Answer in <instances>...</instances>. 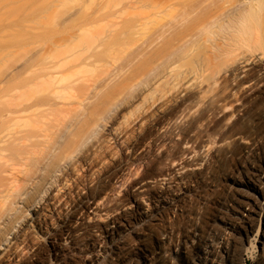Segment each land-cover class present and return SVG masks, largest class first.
Wrapping results in <instances>:
<instances>
[{
    "label": "bare ground",
    "instance_id": "6f19581e",
    "mask_svg": "<svg viewBox=\"0 0 264 264\" xmlns=\"http://www.w3.org/2000/svg\"><path fill=\"white\" fill-rule=\"evenodd\" d=\"M72 1L74 3V0ZM80 1H83L84 5L83 2L80 3L79 5L76 4L77 5L76 8L77 10L81 8V10L84 11L83 9L84 7H82V5L83 6H85V4L89 5L88 1L90 0L86 1L87 3L84 0H80ZM123 1L124 0H102L101 2H99L98 0L97 3H99V6H97L96 4L90 1V4L93 3L99 8L94 12H92V9H90L91 11L88 10L91 13H89L88 11H87L88 13H86V11L82 12L80 11V9L79 11L73 10L74 11L73 13L71 11L69 12L68 10L66 12H63L62 13L63 15L57 12L58 13L57 15H60L61 17L57 16L59 21L57 19L56 21L60 22L62 26L65 24L64 27H61V24L58 22H57L58 23L57 26L56 23L54 22L55 23L54 26L56 27L50 28V26L53 25L54 23L51 25L49 23L46 26L44 25L47 28L45 27L39 28L40 26L39 27L37 26L36 28L33 27L31 29L28 28L29 30L26 29L24 32H21L22 38L21 37L20 39L19 37L17 38L19 41H16L17 44H15V59L13 61L14 67L12 69V73H10V75L8 74L4 75L2 76V78H0V230H1L0 250L4 246L6 247L2 249L3 252H0V264H8V263L18 264L15 263V261L17 260L19 261L21 260L20 264L33 263L30 260L32 259L31 257L33 255L31 254V256L28 257V253H26L27 249L32 248L30 247L31 241L27 236L25 237V235L23 236V234L20 235L21 234L20 232H18V234H15L13 238H10L11 234H13L14 232V229L22 220L25 219V217H27L29 211L32 210L31 208H33L34 206H36V204H39L40 202L42 203V201L45 200V197L48 196L45 202L43 201L44 202L43 204L46 205V203L49 201L50 198L49 195L52 192L54 193V191L55 193L56 192L57 193L56 194L54 193V195L51 196L52 198L50 200L54 199V201H52L54 202L52 203L54 205V209L60 204L58 207L59 210L61 211L60 208H62V205L64 207V204L67 202V199H65L66 196L68 194L70 195L69 190H68L69 193L66 191V193H68L67 195H64L62 191L66 188L70 189L71 187L74 186V184H76V186L79 188L80 187L79 185H81V183H83L84 181L83 172L85 171V168L87 167L88 169H90V167L93 166L95 162L96 163L101 162L100 158L103 159L105 158L104 156L108 154L110 156L112 153L113 156H116L115 159L113 157L114 160H116L117 156L120 159L121 154L119 157V153H121V151L123 152L125 149H126L125 151L129 150V152H131L132 151L131 149L133 147L139 146L141 148H144L142 147V145L143 144L145 145V143H147L148 140L150 141L153 140L152 143L154 141L157 143L159 139L171 138L173 135H175L174 134L175 132H177V136L175 135L177 139H175L176 137L174 136L175 137V138L173 137L174 141L177 140L180 146L183 143H185L186 145L190 144V142H187L188 139L185 134V132L188 129L184 130L185 131L184 132L183 127L186 128L187 126L186 121L189 119V117L193 116L192 115L193 113L194 114L196 113L195 111H197V114H198V110H200V113L202 112L200 108H202L201 106L206 100L205 95L202 96L201 94H199L200 96L198 95L199 97L197 98H196L197 95H195L194 96L195 101L192 98L193 102L192 101L189 102L190 104L187 103L185 107L183 104H185L186 102L182 103L181 105H178L179 103L177 100L180 97L177 96L178 99L176 100L174 99L173 96V99L176 101V103H178L177 104L178 106L172 108V110L170 108L171 112L169 114L167 112V115H165L166 113L163 112L164 116L161 118L156 117V119H154L156 114L152 113L153 115L150 114L151 116L144 119L143 115L147 114L146 113L148 112L147 110H151L149 109L150 107L146 108V105L144 107L147 110L143 111L142 108L140 110L145 113L143 112L142 113L139 112L140 114L135 113L136 114L135 116L137 117H135L136 120L132 118V120H134L132 123L129 122V120L131 116L133 117V115L131 116L129 115L131 114L132 110L133 111L136 110V107L138 109V105H135L134 107L135 110L132 109L134 103L140 100L139 101L140 103L138 102L137 104H139L140 106V104L142 103L143 105L146 100L145 97L148 95L151 96L152 95L151 93L154 92L157 96L161 92L160 95L158 96L159 101H161V103L163 100L166 101L167 99L170 102L173 101V99L172 101L169 100L170 99L169 95L172 92L168 95V98H166L167 94L166 95L162 94L161 89H159L160 92H158V94L154 89L163 80V78H164L163 82L165 81V77L168 75L167 71L169 70L171 71V68L173 67L174 64L180 63L179 61L184 55L183 51H187L185 55L192 53L189 50H192L190 47L194 48V46L192 45L193 39L192 37L189 36L191 34H192L191 36L195 35V34L193 35V32L195 33V31L192 29L194 28V26L192 27V25H194L193 24L194 21H198V18L201 16V13L203 14L200 18L204 16L203 18L208 19L209 11L213 12L215 8H216V12L220 10L218 14L216 13L217 15H215V11L214 14L211 12V14L214 16L211 17V19L209 20L212 21L206 19L201 20L199 18L201 20L199 21L201 28L204 25L206 29H208L209 27V29L212 30V31L207 30V32L209 33L208 35V33L204 31L206 30L204 27L202 28L204 30H202L199 28V26H197V32L199 31L198 29H200L201 31L199 32L200 35L198 34L199 38L201 36V33L203 36H206V33L207 36H211L210 33L213 34L214 32L213 34L214 36L216 33L215 30L216 28L219 29L218 31L222 32L221 35H223L224 33L226 38L227 37L230 38L232 36L235 37V35H240L242 33H245L247 28L246 24L248 25V22L250 21L253 22L254 20L256 21L258 20V22L262 21L261 23L264 22V12L263 14L260 13L262 15L259 16L258 14L256 15L254 13L257 7H261L264 5V0H244L240 4L238 3L237 4L238 6L237 5L234 6L235 4L231 5L233 7L229 9L227 8V6L225 7L226 5L225 3L224 6L223 3H221V1L223 2L224 0L221 1L218 0H143L142 1L140 0V2L138 1L136 3L134 2L137 0L135 1L132 0L134 4L131 3V1L126 2L131 5L125 4L126 7L128 6L129 8H126L125 5L122 4L124 3ZM217 1L220 2L219 4H221L223 8L222 7L218 8L219 6H217ZM65 2L66 4L69 5V0ZM66 4H65V8H66ZM94 5L92 8H95ZM120 5H123L122 7L125 8L124 9L121 8ZM137 5L139 6H138V10L136 11L144 9L145 6H146L145 7L146 10L147 5L154 9H156L159 6L158 7L159 9H156L157 13L159 12V14L157 15L159 16V21L158 18L155 20L157 14L156 10H154L155 12H153L155 13V17L154 14L150 15L152 13L147 14L149 15L148 17L150 16L154 17L151 18V20L154 19L155 22L156 21L159 22V27H157L159 28L158 29L159 32L156 30L157 28L154 30L153 27L152 28L153 30L151 31L149 29H148L149 31L146 30V34H145V32L143 31L145 30L144 26H146L145 21L147 20L146 21L147 23L148 20L149 21L151 20L148 17L146 19L145 18L146 15L144 16L147 10L145 11L144 14H142V12L139 11L141 13L139 15H143L144 18H142L143 16H141V18L139 17L138 15L139 12H137L136 14L135 9H137L136 8ZM118 6L120 8L116 9ZM211 6H215V7L214 8L212 7L211 9ZM209 7L211 10L208 11ZM129 9H133L135 13H133L132 11L131 14L138 15L139 18L136 16L134 17V15L132 16L130 15L131 17L126 18L127 14H125V18L121 19L122 16L121 14H123L124 12L126 13V10L130 14L131 10L129 11ZM149 10L150 9H148V11ZM54 14L56 15V12ZM54 14L53 15L51 14L49 16L50 17L53 16L54 18L55 16ZM165 16H170V18L166 20ZM196 16H197V20H195ZM192 18H194L193 21H191ZM164 19L166 21H163ZM142 20H144V23L141 22ZM102 21L103 22L107 21L106 23H108L109 29L106 31L99 29L95 30L97 27H95L94 29L93 25L101 23ZM50 22H52L51 19ZM73 23H76V25ZM189 23L190 25H187ZM205 24L209 26L206 27ZM263 25L264 24L260 26L262 27ZM188 27L192 29V32ZM149 28L151 27L149 26ZM154 31L157 32L153 33ZM25 32L27 35L25 34L24 36L23 33ZM143 33L144 35L143 37L141 36L142 37L141 42L139 40L140 44L142 43L143 38L144 41L146 40L145 37L147 38L148 36L147 34H151V35L148 36L146 42L143 41L144 43H142L141 45L139 44L140 46L138 47L139 36L137 35H141ZM135 36H137L138 38ZM199 38L198 39L196 38L194 42L197 43L198 42L197 40H199ZM209 38L211 39V37ZM189 39L190 42L192 41L191 42L192 46H189L190 45ZM133 40L135 44H136L135 40H137V44L136 46L135 44H133L135 48L133 46L132 48H134L135 50L132 49L133 51L129 53L128 51L125 50L126 49L128 50V47H130ZM187 46H189L190 49ZM186 48H188L189 50L188 49L184 50ZM166 50L170 52L168 53L166 52ZM164 51H165L164 53L165 57L162 56L164 55L162 53ZM188 51L190 53H188ZM125 52H128L129 54L127 53V55H125L123 58L122 55ZM118 54H122L120 56V58L122 57L121 58L122 61L121 62L119 61L120 64L114 67L113 65H115L116 63V61L114 60L115 59L118 60L117 59L119 57ZM179 54H181L182 56L180 57ZM187 55L185 56L186 59H188ZM176 56L180 58H177ZM175 57L179 60L178 62L174 60L176 59ZM172 59L174 60L173 61L174 64L172 63ZM183 59L184 57L181 60ZM184 61L185 59L183 60V62ZM189 61L190 60H188V62ZM170 63H172L173 65ZM175 66L176 65H174V68ZM170 77H172V75ZM166 78L168 79V76ZM162 84L161 85L159 84V87L162 86ZM152 88L154 91L151 92ZM173 88L174 87H172L171 89ZM171 89H169V91ZM149 91L150 94L147 95L146 93H149ZM169 91L167 92V90L166 91L163 90V93L164 92L169 93ZM193 95L191 97H193ZM151 97L154 98L153 96ZM151 97L149 98L152 99ZM158 97L155 96V98ZM177 97L175 96V98ZM186 97L187 96H185V98ZM181 99L182 98H180L179 101ZM143 100L144 102H142ZM182 100L180 101V103L184 102L185 99L183 101ZM152 101H154V99ZM156 101H154L155 103L152 102L153 104H157V106L154 105V107H158V103H156ZM147 103H151V100L150 102ZM163 105L164 103H162V106ZM147 106L150 105L147 104ZM159 107H160V102H159ZM164 107L165 106H163V110H165ZM166 107H168L167 104ZM129 109L131 110L128 111ZM153 109L151 111H154ZM167 109L168 108H166V111ZM123 111L125 112L128 111L127 113H129V115L127 114L125 115ZM159 112H161V109ZM223 112H226L225 109ZM202 113L207 114V112H202ZM203 114H200V116H202ZM127 116L129 120H127ZM157 116L160 115L157 114ZM152 118L154 121H151ZM192 118H194L195 121L197 120L195 119L196 117H192ZM197 118L199 120L202 117L201 118L197 117ZM203 118H206L205 115ZM191 119L188 121L190 122ZM198 120L197 122L200 123V120L199 121ZM147 121H151V124L152 122L153 123L155 122L152 127V130L147 131V129H145L146 130L145 131L143 129L145 133L144 134L142 133V136H139L137 134L138 131L139 132L141 131L139 130V128L141 129L142 125L144 126V122L146 123ZM192 122L195 124L194 121ZM149 124L146 125L149 126ZM184 124L186 125L183 126ZM109 125H110V132L108 133V137L104 138L103 131L107 129L109 131L108 128ZM136 125L138 127H136L135 129ZM150 127L151 126H149V128ZM159 127H162L164 129L163 133H159L160 130H162V129L159 130ZM192 127L190 129H192ZM192 132H194V130ZM139 134H141V132ZM238 140H240V142ZM237 141L241 144L248 145V141H246L243 137L235 136L232 142L236 143ZM175 143L176 142L172 144L174 145ZM209 143L211 145V142ZM149 144H151V142L150 143L148 142V145ZM213 145L214 142L210 147H212ZM209 146L208 148H210ZM176 147L173 146L172 148L174 149ZM123 148L125 149L123 150ZM151 150L153 149L151 148L150 151L148 152H151ZM143 152L146 151L144 150ZM127 154L129 155V153ZM192 154L195 155L197 154V151L194 149V147L193 150L191 149L190 153L188 152V155H192ZM134 155H135V157L133 156L134 159H131L132 156L130 158L131 160H133V162L135 161V158H137L136 154ZM108 159L106 160L107 163L109 162ZM110 159L112 160V156ZM126 161L130 162L131 165L134 164L129 160ZM123 163H124L123 161L119 164L117 163L118 170L119 168L120 170H123L124 167H126L123 165ZM156 164L157 163H155V165ZM178 167H180V169L179 168L177 170L175 169V171L178 173L179 172L182 173V171L184 172V170L187 169V166L184 165L182 166V164H180ZM262 167H263L262 164L261 165L259 164L258 166L252 165V167L250 168L252 172H250L247 169L245 170V168H244L245 170L244 172H246V174L255 173L257 171H262L263 170ZM113 168L116 169L115 167ZM94 169L96 170L97 168ZM151 170L157 171L156 168ZM68 171H71V173L74 174V176L73 175L71 176V174H69ZM89 172L90 171L88 170V173ZM91 172H93V169L91 170ZM91 172L89 173V176L91 175ZM178 173L176 174L175 172L174 173L168 172L166 175H164L165 174L164 173L162 175L163 179L161 178V180L159 179L156 181L154 180L152 182L151 181L148 182V183H156L159 186V191H156L154 196L150 194V190L148 189V187L146 188V185L148 183L145 184L139 182L138 185H140V189H141L140 193H144L142 199L144 200L146 198L147 200L152 201V198H154L156 200L155 203H157L156 207H158L159 209H164L169 206L172 207L174 205L178 206V203L183 201V197L185 196V192L183 191L184 187H182L181 184L182 182H184V180L192 178L191 173L184 172L182 176H178L179 175ZM95 174H97V172H95ZM93 175L94 174H92V176ZM107 175L108 174L106 173V176ZM255 175L257 176V174ZM112 177L108 176V178L110 179ZM167 177L169 178L167 180L166 187H163L162 184L163 182L166 181L165 178ZM89 179L91 178L89 177L87 180ZM98 179L100 178H97V180ZM92 180L93 178L91 179V182ZM100 181L104 182L101 179ZM127 181H128L127 179L124 182L122 181L123 183L121 185H126L125 182ZM235 181L238 182L240 187L243 188L245 187L248 190L251 189L254 191H258L260 188V186L257 183V180H254L253 178H248L247 181H239V180H235ZM99 184L102 183L100 182ZM55 186L56 188L54 189ZM99 187L100 186H98V188ZM107 188L111 189L110 186ZM51 189L52 192H50ZM77 191L80 192L79 190ZM237 191L240 192L242 197L246 199L249 198V200H251V197H249L250 193L247 194L245 193L246 191L245 192L243 191V193H241L242 188H238ZM61 192L63 195H60ZM96 192H98V190ZM74 196H72V200H74L73 199ZM110 196L107 194L104 186V188L100 189L99 193L95 195V199L93 200V202L91 201L92 202L91 204L89 202L87 203L90 204V207L92 209V207H97L99 204L103 203L101 200H104L107 206V203H111L112 201V197ZM74 201L76 202V200ZM237 202H238L237 204H239L242 208L245 204L244 202L246 201L240 200ZM80 203L82 202L80 201ZM44 205L42 209L44 208ZM67 205H68L67 207H70L69 204ZM74 205L75 204L73 203V206ZM82 205H84V202L83 204L80 205L78 203V205H76L75 211L81 210L83 208ZM93 205H97V206H93ZM250 206L249 208L243 207L242 210L243 212L241 213L242 218L240 217L241 222H236V220H234L232 217L229 218L228 216L221 215L222 217L221 216L219 217V219H221L225 224V228H224L225 233L221 234L218 240L212 236L211 237L208 236V238L207 237L203 238L202 235L199 233L198 228H195V233L193 235H188L185 239L180 240L179 242H175L173 240L159 241L158 243L159 252H158L157 262L152 263L154 257L148 254L149 252L148 249H145L140 264H174L177 261H181L184 264H239L238 263L239 261L237 262L238 257L236 258L232 252L233 247H231L232 244L231 241L234 240H232L231 232L236 233L237 231H241V230L246 231V226L250 222L249 220L251 218V213H252L251 210L252 207L250 208ZM146 207L144 208V210L145 209L148 210L150 208V204H146ZM47 208L49 209V207ZM64 208L66 210V207ZM231 208L234 211L236 210L235 209L236 207L234 208L233 205H231ZM71 209L72 208H70V210ZM262 209L264 210V208ZM146 210L142 214H144L145 217L150 218L151 216H147L148 213L146 212ZM253 210H255V208ZM57 212H58L57 214H61L63 211L59 212L57 210ZM70 212L71 214L73 213L72 211H69V214ZM79 214L81 215V213ZM82 216L84 215L82 214ZM67 218H68V214H67ZM213 220L215 221V218ZM112 223L115 224V222ZM109 227L110 225H107V229L105 228L104 231H102L101 234H99V238L97 239L99 245L106 243L107 240L112 241L115 238V236L120 233L117 226H113L111 228ZM65 234L68 236V238H70L69 236L70 233L68 229L65 231ZM37 245L38 242L36 246ZM95 245L96 244L91 243V246L88 247L86 246L85 253L87 254L91 252L93 253L96 252L97 248L95 247ZM22 246L23 248H21ZM36 246L35 249L38 250ZM83 249L84 248H82L81 251ZM41 252L39 254H41ZM41 256H39V261H41L42 259ZM89 256L87 255V257ZM93 256L91 257L94 259L95 256L94 257ZM87 259L89 261V258ZM93 259L90 260V262L93 261ZM43 261L42 263H44ZM262 264H264V262Z\"/></svg>",
    "mask_w": 264,
    "mask_h": 264
},
{
    "label": "rangeland",
    "instance_id": "374dc122",
    "mask_svg": "<svg viewBox=\"0 0 264 264\" xmlns=\"http://www.w3.org/2000/svg\"><path fill=\"white\" fill-rule=\"evenodd\" d=\"M65 1L67 0H0V78H2V76L4 75H7V74L10 75V73H12V69L14 67L13 61L15 59V44H17L16 41H19L17 38L19 37L20 39L22 35L21 32H24L26 29L29 30L33 27L36 28L37 26L38 27L40 26L39 28H42V27L44 28L47 24L50 23L51 25L54 22L58 26V23H60L58 22L59 21L58 17L60 15H57V14L58 13L62 14L63 12H66L68 10L69 12L71 11L73 13L74 12L73 10L79 11L80 9V11L82 12L86 11V13L88 12L91 13L90 9H92V12L99 9L97 7L99 6V3H97L98 0L97 1L90 0L97 6L94 5L93 3L90 4V1L88 0H84L85 2L86 1L89 2L88 3L89 5L85 4L86 7L83 6L84 2L80 0H76V1L74 0V3L72 0H69L70 6L66 4ZM101 1L102 0H99V2ZM128 1H131V3H133L132 0H127V1L124 0L123 1L124 3L122 4L127 5L129 4V3H126ZM138 1L140 2V0H137L134 3ZM218 1H221V0H218ZM218 1H217V6H219L218 8L220 7L223 8L224 3H225L226 4L225 7L227 6V8L229 9L233 7L231 5L235 4L234 6H236L238 3L240 4L244 0H224L223 2L221 1V3H223V6L219 4L220 2ZM64 2L66 4V8H65ZM82 2H83L82 7H84L83 8L84 11L81 10V8L79 7H78L79 9L77 10L76 4L79 5ZM93 5L95 6V8H92ZM122 6L123 5H120V7L124 9L125 7H122ZM138 6L139 5H137L136 7L137 9H135V11L138 10ZM215 6H211V9L212 7L214 8ZM120 7L118 6L116 9H119ZM145 7L144 9L139 10L140 12H142V14H144L145 11L147 10L146 14H144V16L146 15L145 18L147 19V17L149 16L147 14H150V13H152L150 15L154 14V17H155V13L153 12H155L154 10L159 9L158 8L159 6L156 9H154L147 5V8L150 7L148 8L150 9L149 11L147 8L145 10ZM126 8H129V7L127 6ZM263 8H264V5L261 7H257L254 13L256 15L258 14V16L262 15L264 12ZM211 9L209 7L208 11ZM127 10H126V13L124 12L123 14H121L123 16V17L121 16V19L125 18V14H127L126 18L131 17L132 15H134V17L135 16L138 17V15L141 14L139 11H136V14L137 12H139L138 15L131 14L132 11L133 13H135L133 9H129V11L131 10L129 14ZM214 11H215V15H217L220 10L216 12V8H215L213 12L212 11L211 12L214 14ZM55 12H56V15L54 14ZM211 12L209 11L208 13L210 16V18L208 16V19L203 18L204 16L200 18L203 13H201V16L199 15L200 17L199 16L198 17L201 20L202 19L209 20L211 19V17L214 16L211 14ZM156 13H157V10H156ZM51 14L55 15L54 18L53 16L52 17L49 16ZM158 14L159 12L156 14L155 20L158 18V21H159V16H157ZM141 16L143 15H139L140 18ZM144 16L142 18H144ZM49 17L52 20V22H50ZM154 17L150 16L148 18L151 20V18H154ZM169 18L170 16H165L166 20H168ZM195 18H196L195 20H197V16ZM199 18H198V21H194L193 23L194 25L191 24L192 27L194 26V28L192 29L195 31V33L193 32V35L194 34L196 35V36L195 35L191 36L192 34L190 33L191 35L189 36V37H192L193 39L192 45L194 46V48L190 47L193 51L189 50L190 49L189 46H192L191 45L192 41L190 42V39H189L190 45L187 46L189 49L188 48L184 49V50L188 49L190 52H192L190 53L188 51V53L192 55L186 54L188 56V59H186L185 53L187 51H183V54L185 55V56L183 55L185 59L184 62H183L184 59L181 60L183 57L180 59V61L177 59L182 56L181 54H179L180 57H178L179 56L178 55L176 56L177 58L175 57L176 59L173 58L174 60H176V62L179 61L180 63L175 62L176 64H174L173 63L174 60L172 59V63L176 65L175 68H174V65L170 63L173 65V67L171 66L172 67L171 71L173 70L172 73L168 69L169 70L167 71L168 79L166 78L167 77L166 76L165 81L163 82L164 80L163 78V80L159 83L161 85L163 82L162 86L159 87V84H158V86H156V88L154 89L157 94L158 92H160L159 89H161L162 94H165V95L167 94L166 95L167 97L165 96L166 98H168V95L172 92L173 95L172 93L170 94L171 97L169 95V98H170L169 100L172 101L173 96H174V99L176 100L178 99V97L182 99L184 98L185 99V100L183 99L184 102L180 103V101L182 100L181 99L179 101L180 98L177 100L179 104L176 103L174 99L172 102L168 101V99L166 101L163 100L162 103H164L163 106H165L164 107L165 110H163L162 103L161 101H159V97H158L161 92L158 94V96L155 94V92L151 93L152 94L151 96L154 97L152 98L151 96L148 95L150 94V91H149V93H146L148 96L145 97L146 100L144 99L145 103L143 105L142 103L140 104V106L139 104H137L140 101L139 100L138 102L134 103V105L132 106V109L135 110L134 108L135 105H138L139 110L136 107V110L135 111L132 110L130 115L127 112L130 111L131 109H129L127 112L123 111L125 115L126 114L129 116L133 115V117L132 116L131 118L129 117L130 120L128 119V116H127V120H129V122L132 123L134 120H136L135 119V117H137L135 116L136 114H138L139 112L142 113L143 111L147 110L144 107L146 105V108L150 107L149 109L151 110L154 108L153 110L154 111L156 110V111L154 112L151 110H147L148 112L149 111L151 112L149 113L146 112L147 114L143 115L144 119L151 116L150 114L152 113L156 114L154 118L156 119V117L157 118L163 117L164 116L163 112L166 113L165 115H167V112L169 114L171 112L170 108L172 110V108L177 107L178 105H181L182 103H185V102L186 103L183 104L184 107L185 105H187V103L190 104L189 102L191 101L193 102L195 95H197L196 98L200 96L199 94H201L202 96L205 95L206 100L201 106L202 108L200 109L202 110V112H207V114L205 113L203 114L202 112L200 113V110L197 109L198 114H197V111H195L196 113L195 114L193 113L192 114L193 116L192 115L191 116L196 117L195 119L197 120H198L197 117H200V118L202 117L201 119H199L200 123L197 122V120L195 121L194 118L189 117L188 120H190L191 118L193 120L191 119L190 122L187 120L186 128L183 127V131L188 129L186 132L185 131L184 132L186 134L187 139L189 140V141L187 140V142H190V144L186 145L185 143L183 144L181 143L182 145L180 146L177 140L174 141V138L177 136V132H175L174 134L176 136L173 135L171 138H168V139H159V141L157 142L158 145L154 141L157 146L155 145L154 142L152 143L153 140L151 141L148 140L149 143L151 142L152 146L151 144L148 145V142H147L145 143V145L147 144L146 148L144 144L142 145V147L144 148H141L139 146H138L139 148L133 147L134 150L133 148L131 149L132 154L131 152H129V150L125 151L126 149L123 148V150L124 149L125 150L119 153V157L121 154L122 158L126 157L127 159L123 158L124 159L123 160L121 157L119 159L117 156L118 160L117 158L116 160H114L116 156H113L112 153L110 156L109 154L104 156L105 158L103 159L100 158L101 162H97V163L95 162L94 165L91 166L92 168L90 167V169H88L87 167L85 168V171L83 172V180L85 182L83 181V183L79 185L80 186L79 188L83 192L76 186V184H74L73 186L75 188L71 187L70 188L71 190L69 188L68 189L66 188L62 191L64 195H67L69 193L68 192L69 190L70 195H71L70 196L68 194L70 197L67 195L65 198L67 199V202L65 203L66 205L64 204V207H66V210L62 205V208H60L61 209L60 211L58 207L60 204L57 206L58 208L56 207L57 209L55 208L56 210L54 209V205L52 204L54 203L52 202L54 201V199L52 200L50 199L52 198L51 196L54 195L55 193L54 189L56 188V186L53 189L54 193L52 192V189H51L50 192H52L53 194L52 193L50 194V192H49L50 195L48 194L50 196L49 198L50 202L48 201L46 205L43 204L46 198L48 197L46 196L45 200H43L44 202L42 201V203L40 202L39 204H36V206L31 208L32 210L29 211L27 217H25V219L22 220L17 225V227L14 229L13 234H11L10 236V238H13L15 234H18V232H20L21 233L20 235L23 234V236L25 235V237L27 236L29 238V240L31 241L30 247L32 248L27 249L28 252L26 251V253H28V257H30L31 254L33 255L31 257L32 259H30L31 262H33L32 264H36L37 262H38L37 264H52V263L53 264H140L142 261V255L145 249H148L149 250L148 254L154 257L155 260L153 259L152 261V263H154V262H157V259H158L159 241L173 240L177 242V241L183 240L188 235H193L195 233V228H198V231L202 235L203 238L204 237L208 238V236L210 237L212 236L218 240L221 234L225 233V229H224L225 224L223 223L221 219H219V217L221 215L228 216L229 218L232 217L234 220H236V222H241V218H242L241 213L243 212L242 211L243 207L249 208L250 205H251L250 208L252 207L251 208L252 213H251V218L249 220L250 222L246 226V231L241 230V231H237L236 233L231 232L233 234V235L231 234L232 240H234V241H231L232 242L231 247H233L232 252L236 258L238 257L237 262L239 261L238 262L239 264H262L264 262V210L262 209L264 208V163H263L264 162V29H263L264 25L262 27L260 26L264 24V22L261 23L262 21L258 22V20L257 21L252 20L253 22L250 21L248 22V25L246 24L247 28H246V31L244 30L245 33H242L240 35H235V37L232 36L230 37L231 38L230 39L228 37L226 38L224 33L223 35H221L222 32L218 31L219 29L217 28L216 29L214 28L216 30V33H215L216 36L214 35L215 37L213 36L214 32L213 34L210 33L211 36H207V33H208L207 30H210V31L212 30L209 29V27L208 29H206L204 25L203 27L206 30L202 29L203 27L202 28L200 27L199 21L201 20ZM56 19L58 21H56ZM165 19L163 21H166ZM193 19L194 18H192L191 21H193ZM144 20H142L141 22L144 23ZM153 20L151 21L148 20L149 23L148 22L146 23L147 20L145 21L146 26H144L145 30H143L145 34H146V30L148 29L151 31L159 27V22L157 21L155 22V20L153 22ZM209 21H212V20H209ZM106 22L107 21H104V22L102 21L101 23H98L99 25L98 24L93 25V27L94 29L95 27H97L95 30L99 29V30L106 31L109 29L108 23ZM55 23L51 25L50 28L51 27L55 28L56 27L54 26ZM73 24L76 25V23H73ZM148 24L151 28H149ZM64 25L62 26L61 24V27H64ZM187 25H190V23ZM205 25L206 27L209 26L207 24ZM197 26H199L200 29L207 32L206 36H203L201 33V36H200L201 39L199 38V35H200L199 32L201 31L200 29H198L199 31L197 32ZM158 29L159 28H157L156 30L158 31ZM189 29L192 32V29L191 28ZM157 31H154L153 33ZM23 34L25 36L26 32ZM151 34H147V35L150 36ZM143 35L144 33L141 35H137L139 36V38L135 36L138 38V47L142 43L147 41L148 36L146 35L147 38L144 36L146 40L144 41V38H143L142 43L140 44L141 38L143 37ZM209 37H211V39ZM196 38L197 39L199 38L200 40V41L197 40L198 41V42L196 41L197 43L194 42ZM135 42L137 44V40H135ZM194 43L196 44V46ZM133 44H135L134 40L132 41L130 45L131 48L128 47V50L126 49L125 51H128L130 53L131 51L135 50L134 49L135 47L133 46ZM132 46L134 48H132ZM128 52H125L124 54L122 53L123 55L118 54L119 56L117 58L118 60L116 59L114 60L116 61V63L113 61L115 63V65L113 66L115 67L116 65L120 64V62L122 61L121 59L122 57L120 58V56L122 55L124 58V56L127 55ZM166 52H168V50H166ZM162 53L164 54L165 51ZM162 56L165 57V54ZM188 60L190 61L188 62ZM171 75L172 77H170ZM172 87L174 88L171 89ZM153 88L151 92L154 91ZM169 89L171 90L169 91ZM163 90L165 91L167 90V92L169 91V93H166V92L163 93ZM184 95L187 97L185 98ZM192 95L193 97H191ZM155 96L158 98H155ZM175 96L176 97L178 96V97L175 98ZM149 97H151L152 99H150ZM149 99L151 100V103L152 102L155 103L154 101H156L157 99V101L160 102V107H159V102L157 101L156 103H158V107H154V105L157 106V104L147 103V102H150ZM153 99L154 101H152ZM144 100L142 102H144ZM165 103L167 104L168 107H166ZM147 104L150 106H147ZM141 108L143 109V111H140ZM166 108H168L167 111H166ZM160 109H161V112H159ZM224 109L226 112H223ZM157 114L160 116H157ZM200 114H203V115L200 116ZM204 115L206 118H203ZM132 118L134 120H132ZM151 121H154L153 118ZM151 121H147L148 123L144 122V126L142 125L143 128L142 127L141 129L139 128V130H141L140 131L141 134H139L140 133L139 131H138L139 133L137 132L139 136H142V133L143 134L145 133L146 131L145 129H147V131L152 130V127L155 122L154 123L152 122L151 124ZM192 121H194L196 125ZM146 124H149V126L151 127L149 128V126ZM186 124H184L183 126H185ZM192 126L194 127V129ZM195 126H196V129H195ZM136 127L138 126L136 125L135 129ZM191 127L192 129H190ZM108 128H109V131L108 129L105 130L108 132L103 131L105 134V135L103 134L104 138L108 137V133L110 132V125L108 126ZM159 130H160L159 133L164 132L163 131L164 129L162 127H159ZM193 130L194 132H192ZM235 136L243 137L246 141H248V145L245 144L246 145L245 146L244 144L239 143L240 140H238L239 142L237 141L236 143H233L232 141L234 140ZM175 139H177V137ZM174 142L176 143L173 145L172 143ZM209 142H211V145L214 142V145H213L214 149H213V146L210 147L211 145ZM173 146L174 147L177 146V147L173 149L172 148ZM208 146L210 148H208ZM150 147L153 150H151V152H148L151 149ZM193 147L197 151V154L188 155V152L190 153L191 149L193 150ZM140 148L144 149L146 152H143L144 150H141ZM208 151L209 152L211 151V152L209 153ZM127 153L131 155L129 156ZM133 153L136 154L137 158L139 157L138 158L139 160L137 158H135L134 162L133 160H131V159H134L133 156L135 157ZM111 156H112V160L110 159ZM107 159L109 160L108 163L106 161ZM102 160H103V163H102ZM121 160L125 163V164L123 163V165L126 167H124L123 170H120V168L118 170V164L122 162ZM126 160H129L133 162L134 164L131 165V163L127 162ZM109 163L112 165H110ZM155 163L159 165L157 164L155 165ZM180 164H182V166L183 165L187 166V169L184 170V172L191 173L192 178L186 179L184 180V182H182L181 185L182 187H184L183 191L185 192V196L183 197V201L178 203V206L174 205L175 207L169 206L164 209H159L158 207H156L157 203H155L156 200L154 198H152V201H149L146 198L144 200L142 199V196H144V193H140L141 189H140V185H138L139 182L147 184L150 181L152 182L154 180L155 181L159 179L161 180V178L163 177L162 175L164 173H165L164 175H166L168 172L169 173L175 172L177 174L178 172H176L175 169L176 170L178 168L180 169V167H178ZM259 164L260 165L262 164L263 166L262 171H257L255 173H249V174H246V172H244L246 169L252 172V170H250L252 165L258 166ZM110 167L112 168L115 167L116 169L114 168L112 169ZM94 168H97V169L95 170ZM155 168L157 169V171L151 170ZM87 169L90 172L93 169V172L95 170L97 174H95V172L94 173L91 172V175L89 176L90 172L88 173ZM160 170H161V173H160ZM111 172L114 176H117V177H114L111 174ZM184 172L183 171L182 173L179 172L178 176H182ZM68 173L71 174V176L72 175L74 176V174H72L71 171H68ZM85 173H88V174H85ZM106 173L108 174L107 176H106ZM92 174L94 175L92 176ZM176 174H173V175H176ZM255 174H257V176ZM85 175H87L88 177ZM108 176L109 177L113 176L111 178L112 180L108 178ZM89 177L91 179L93 178V180L95 181L92 180L91 182V179L87 180ZM104 177H107V178H104ZM97 178H100L104 182L106 180V182L104 183L100 181V179H98L99 180L98 181ZM168 178L169 177L165 178L166 181L163 182V184L161 183L163 187H166ZM248 178H253L254 180H257V183L260 186L258 191H254L251 189L248 190L245 187L244 188L240 187L238 182L235 181V180L247 181ZM126 179L128 180L127 182H125L126 185H121ZM100 182L102 184H99ZM88 183H91V184H88ZM107 183L109 184L111 189L107 188L109 187ZM102 185L105 186L107 194L109 196L111 195L110 197H112V201L111 203H107V206H106V202H104V200H101L103 203L99 204L98 206L93 205V206H97L98 208L92 207L91 209L90 204L95 199V195L99 193L100 189L104 188V186ZM98 186L100 187L98 188ZM147 187L150 190V194H152L153 196L156 191H159V186L156 183H148L146 185V188ZM238 188H242L241 193H243V191L244 192L246 191L245 193L247 194L250 193L249 197H251V200H249V198L246 199L242 197L240 192L237 191ZM77 190H79L80 192H78ZM94 190L96 191L98 190V192ZM66 191L68 193H66ZM62 192L60 193V195H63ZM85 195L88 197H86ZM72 196H74L73 199L76 200L77 203L74 200H72ZM235 198L236 199L238 198L237 201L244 200L247 203L249 201L250 202L248 203V205L246 202H244L245 204L241 208V206L237 204L238 202L236 201ZM80 201L82 203H80ZM85 201H86V204H85ZM83 202H84V205H82L83 208L79 210L80 212L75 211L76 205H78V203L79 205L83 204ZM87 202H89L90 204ZM73 203L75 204L74 206H73ZM67 204H69L70 207H67L68 206ZM146 204H150V208L148 210L145 209L146 212L148 213L147 216H151L150 218H147L145 217L144 214H142L145 211L144 208L146 207ZM224 204L225 205L227 204L228 206L227 205L225 206ZM43 205H44V208L42 209ZM231 205H233L234 208L236 207L235 211L232 210ZM47 207H49V209ZM253 207L255 208V210H253L254 209ZM20 208H23V207H20ZM70 208L72 209L70 210ZM57 210L59 212L63 211L64 214L63 212L61 213L63 216L61 214H57L58 213ZM69 211H72V212L75 211V212H73L72 214L70 212L69 214ZM66 213L68 214V218H67ZM79 213H81V215ZM214 213H215V216H214ZM82 214L84 216H82ZM216 214H218L219 216ZM58 215L61 217H59ZM214 218H215V221L213 220ZM41 219L43 220V222ZM112 222H115V224H113ZM107 225H110L109 228L113 226H117L120 233L116 235L112 241L107 240L106 243L99 245V243L97 242V239L99 238V234H101V232L104 231L105 228L107 229ZM67 229L69 230L70 238H68V236L65 234V231ZM93 241L94 242L96 241V242L94 243ZM37 242H38V245L36 246ZM91 243L96 244L95 247L97 248V250L94 253L91 252V253L86 254L85 247L91 246ZM35 246L38 250L35 249ZM4 247L2 249H4ZM21 248H23V246ZM82 248H84L83 249L84 251L83 250L82 251L84 252L85 256L83 255V252L81 251ZM2 249L0 250V252H3ZM41 249H43L44 252ZM40 252L41 254H39ZM91 254H93L95 257ZM87 255L88 256L90 255V256L87 257ZM39 256L42 257L41 261H39ZM91 256H93L94 259ZM87 258H89V261ZM92 259L93 261L90 262V260ZM18 261L19 260L15 261V263L20 264L21 260L19 262ZM42 261L44 263H42ZM174 264H184V263H182L181 261H177Z\"/></svg>",
    "mask_w": 264,
    "mask_h": 264
},
{
    "label": "built area",
    "instance_id": "2783aa9c",
    "mask_svg": "<svg viewBox=\"0 0 264 264\" xmlns=\"http://www.w3.org/2000/svg\"><path fill=\"white\" fill-rule=\"evenodd\" d=\"M191 231V230H190ZM177 242H179V241H177Z\"/></svg>",
    "mask_w": 264,
    "mask_h": 264
}]
</instances>
